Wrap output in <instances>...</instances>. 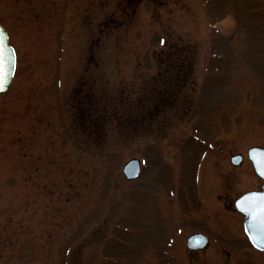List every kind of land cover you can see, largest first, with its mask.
Instances as JSON below:
<instances>
[{
    "label": "rangeland",
    "instance_id": "obj_1",
    "mask_svg": "<svg viewBox=\"0 0 264 264\" xmlns=\"http://www.w3.org/2000/svg\"><path fill=\"white\" fill-rule=\"evenodd\" d=\"M0 23V264H264L233 204L262 186L264 0H0Z\"/></svg>",
    "mask_w": 264,
    "mask_h": 264
},
{
    "label": "water",
    "instance_id": "obj_2",
    "mask_svg": "<svg viewBox=\"0 0 264 264\" xmlns=\"http://www.w3.org/2000/svg\"><path fill=\"white\" fill-rule=\"evenodd\" d=\"M0 39L3 41L4 55H5V63H6V80L4 83V89L0 91V97L4 95L10 88L12 81L14 79L15 71H16V54L15 55V64L11 68L9 72L7 69V58L10 57L13 53V48L9 45L8 34L5 32L4 28L0 24ZM247 158L251 163L252 169L255 175L262 181V187L259 191H251L241 195L234 202V209L237 213H239L243 217V229L244 233L250 243V245L259 252H264V230L261 228L260 220L254 219L255 212L259 210L258 201L255 199L256 197L264 196V148L260 147H252L246 152ZM243 161V157L241 155H235L230 158L231 165L237 167ZM140 173V162L137 159H132L122 169V174L126 181H132L137 178ZM251 197L252 199H248L245 208L250 209V211L242 210L240 206V202L245 200V198ZM208 244V238L200 235L194 234L189 237L186 242V247L190 251H202L206 248Z\"/></svg>",
    "mask_w": 264,
    "mask_h": 264
},
{
    "label": "snow or ice",
    "instance_id": "obj_3",
    "mask_svg": "<svg viewBox=\"0 0 264 264\" xmlns=\"http://www.w3.org/2000/svg\"><path fill=\"white\" fill-rule=\"evenodd\" d=\"M5 60L6 58L4 55L3 41L2 39H0V91L4 89V83L7 76V72L5 70L6 69ZM14 64H15V55L13 50L12 55L7 58V69L9 72L11 71V68L14 66ZM248 199H252V198L251 197L245 198V200H242L240 202V206L244 211H250V209L245 208V204ZM255 199L258 201L259 210L255 212L254 219L260 220L261 228L262 230H264V196L256 197ZM250 214H252L251 211Z\"/></svg>",
    "mask_w": 264,
    "mask_h": 264
},
{
    "label": "flooded vegetation",
    "instance_id": "obj_4",
    "mask_svg": "<svg viewBox=\"0 0 264 264\" xmlns=\"http://www.w3.org/2000/svg\"><path fill=\"white\" fill-rule=\"evenodd\" d=\"M141 167H142V166H141ZM140 173H141V172H140ZM138 177H139V176H138ZM138 177H137L136 179H138ZM136 179H135V180H136ZM135 180H133V181H135ZM208 244H209V241H208ZM208 244H207V245H208ZM189 251H190V250H189ZM191 252H193V251H191Z\"/></svg>",
    "mask_w": 264,
    "mask_h": 264
}]
</instances>
